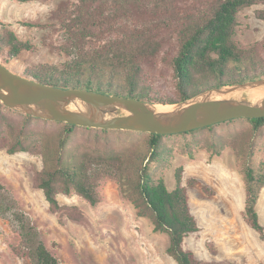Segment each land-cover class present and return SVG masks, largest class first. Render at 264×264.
Returning a JSON list of instances; mask_svg holds the SVG:
<instances>
[{"label":"trees","instance_id":"trees-1","mask_svg":"<svg viewBox=\"0 0 264 264\" xmlns=\"http://www.w3.org/2000/svg\"><path fill=\"white\" fill-rule=\"evenodd\" d=\"M71 1L74 8L59 15L66 32L68 46L64 49L68 58L60 65L18 67V73L56 86L119 93L159 103H173L216 86L264 77V40L250 48H241L234 40L239 12L264 4V0ZM35 49L34 44L20 39L11 29L0 31V59L9 67L23 52ZM9 114L19 117L5 130L3 121ZM244 120L250 122L253 135L242 157L245 216L264 238V225L257 210L264 187V161L258 166L252 162L254 139L264 129V117ZM43 123L58 125L59 129L52 157L46 166L34 172L33 180L35 187L43 190L50 210L60 214V220L64 216L75 221L84 217L79 207L61 204L60 193L75 191L96 205L100 202L99 179L115 176L137 214L149 217L155 231L169 234L167 252L178 264H231L201 260L185 247L186 238L200 227L188 193L194 182L183 183L184 168H177L174 189L168 188L164 178L155 179L150 171L149 162L162 157L166 137L175 134L145 133V149L120 151L112 143L111 133L135 131L83 127L38 118L0 101V147L12 154L27 150V137ZM221 124L177 135H194ZM78 129L88 132L91 147L69 154L68 144ZM0 216L20 236L21 243L14 248L19 256L28 257L32 264H61L31 216L1 182Z\"/></svg>","mask_w":264,"mask_h":264},{"label":"rangeland","instance_id":"rangeland-1","mask_svg":"<svg viewBox=\"0 0 264 264\" xmlns=\"http://www.w3.org/2000/svg\"><path fill=\"white\" fill-rule=\"evenodd\" d=\"M73 8L71 0H0V31L11 29L20 39L36 46L33 52H23L10 67L17 71L18 67L32 65H60L67 59L66 32L59 15ZM238 21L234 40L239 47L250 48L264 40V4L242 9ZM26 22L50 26H31ZM18 117L6 115L5 130H9ZM244 119L222 122L213 130L203 129L194 135L166 137L162 157L149 162L154 178H164L169 189L176 186V171L180 166L184 168L183 183L194 182L188 193L200 229L186 238L185 247L201 260L264 264V238L245 216L242 157L253 135L250 122ZM58 129V125L51 123L38 125L27 137V150L12 154L0 147V182L11 190L20 207L31 216L61 264H178L167 252L169 234L155 231L149 217L137 214L115 176L99 179L100 202L96 205L75 191L59 194L61 204L82 210L84 217L80 221L67 216L62 221L60 214L50 210L43 190L35 187L33 177L34 172L46 166L52 157ZM145 133L113 132L110 137L120 151L141 150L145 149ZM87 138L88 132L78 129L68 144V153L90 148ZM262 161L264 129L254 139L252 158L255 166ZM257 210L264 225V187ZM20 243L19 234L0 216V264H32L28 257L15 252L14 248Z\"/></svg>","mask_w":264,"mask_h":264},{"label":"water","instance_id":"water-1","mask_svg":"<svg viewBox=\"0 0 264 264\" xmlns=\"http://www.w3.org/2000/svg\"><path fill=\"white\" fill-rule=\"evenodd\" d=\"M0 101L38 118L83 127L178 134L238 118L264 117V77L224 84L159 103L119 93L61 87L11 69L0 59Z\"/></svg>","mask_w":264,"mask_h":264}]
</instances>
